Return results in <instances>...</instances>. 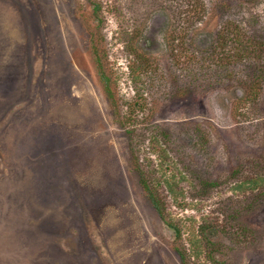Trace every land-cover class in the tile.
Instances as JSON below:
<instances>
[{
    "label": "rangeland",
    "instance_id": "1",
    "mask_svg": "<svg viewBox=\"0 0 264 264\" xmlns=\"http://www.w3.org/2000/svg\"><path fill=\"white\" fill-rule=\"evenodd\" d=\"M0 264H264V0H0Z\"/></svg>",
    "mask_w": 264,
    "mask_h": 264
},
{
    "label": "trees",
    "instance_id": "2",
    "mask_svg": "<svg viewBox=\"0 0 264 264\" xmlns=\"http://www.w3.org/2000/svg\"><path fill=\"white\" fill-rule=\"evenodd\" d=\"M106 79H107V78H106ZM131 106H132V108H135L136 106H139V107H140V103H138V102H134ZM142 184H143L144 188H145L146 190H148V192H150V190H149V188H148V185H147L145 182H142ZM166 184L168 185V188L170 189V191H172V190H173L172 185H171V183H170L168 180H166ZM152 195H153V194L150 193V196H151L152 199H153V196H152ZM153 204L155 205L156 208H158V204H157V202H156L155 200H153ZM158 210H159V209H158Z\"/></svg>",
    "mask_w": 264,
    "mask_h": 264
}]
</instances>
